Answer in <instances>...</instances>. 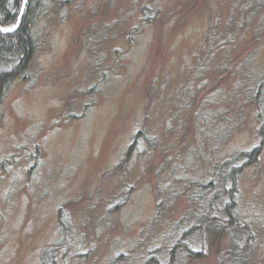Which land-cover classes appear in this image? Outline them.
<instances>
[{
	"label": "rangeland",
	"instance_id": "obj_1",
	"mask_svg": "<svg viewBox=\"0 0 264 264\" xmlns=\"http://www.w3.org/2000/svg\"><path fill=\"white\" fill-rule=\"evenodd\" d=\"M43 5L0 105V264H216L228 187L264 264V0Z\"/></svg>",
	"mask_w": 264,
	"mask_h": 264
},
{
	"label": "trees",
	"instance_id": "obj_2",
	"mask_svg": "<svg viewBox=\"0 0 264 264\" xmlns=\"http://www.w3.org/2000/svg\"><path fill=\"white\" fill-rule=\"evenodd\" d=\"M43 6V0H26V2L25 0H0V27L13 28L11 31H0V105L10 87V83L17 78H27V71L37 48L33 25L36 18L42 13ZM261 152L260 145H257L249 151L240 152L238 157L256 159ZM227 162L229 163L227 160L222 162L217 159L214 164L215 171L223 172L224 167L229 165ZM239 168L230 166L229 174H227L229 177L231 176V180L233 179L232 183H235L236 172ZM233 189L234 187L231 189L230 187L226 188L229 200L224 205L227 221L234 232L232 235L227 230V233L231 235L232 242L229 247L232 249V253L221 251L217 256L216 264H242L245 261V254L242 250L247 244L249 232L245 230V228H248L247 225L240 228L235 224L237 219L232 213L235 211L236 193ZM213 201L214 198L210 200V203L213 204ZM202 218H205V216H202ZM220 229L224 231L223 226ZM237 231L238 233L235 235ZM244 235L246 237L243 238Z\"/></svg>",
	"mask_w": 264,
	"mask_h": 264
},
{
	"label": "snow or ice",
	"instance_id": "obj_3",
	"mask_svg": "<svg viewBox=\"0 0 264 264\" xmlns=\"http://www.w3.org/2000/svg\"><path fill=\"white\" fill-rule=\"evenodd\" d=\"M25 2H26V0H25ZM11 30H13V29H8V28H0V31H11Z\"/></svg>",
	"mask_w": 264,
	"mask_h": 264
},
{
	"label": "water",
	"instance_id": "obj_4",
	"mask_svg": "<svg viewBox=\"0 0 264 264\" xmlns=\"http://www.w3.org/2000/svg\"><path fill=\"white\" fill-rule=\"evenodd\" d=\"M0 28H2V27H0ZM11 29H13V28H11Z\"/></svg>",
	"mask_w": 264,
	"mask_h": 264
}]
</instances>
